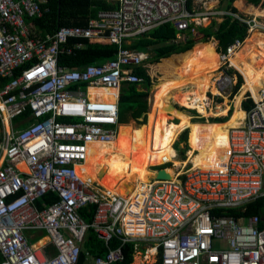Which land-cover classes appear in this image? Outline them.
<instances>
[{
    "label": "built area",
    "instance_id": "obj_1",
    "mask_svg": "<svg viewBox=\"0 0 264 264\" xmlns=\"http://www.w3.org/2000/svg\"><path fill=\"white\" fill-rule=\"evenodd\" d=\"M109 1L119 8L100 12L87 27H59L43 40L29 23L49 13L48 0H0V264H79L91 232L110 248L94 264L122 263L129 244L133 264H264L262 219L217 215L244 211L264 198V90L258 99L244 96L242 108L249 100L254 104L244 110V128L230 131L224 168L165 162L176 171L171 180L154 178L136 195L116 196L101 194L77 170L92 144L118 139L121 91L144 82L136 70L151 55L127 50L129 40L166 24L179 32L178 42H185L183 32L211 19L246 24L247 36L219 56L213 78L218 93H207L209 109L216 97L232 95L238 84L232 60L254 32L264 35V17L203 13L208 0ZM78 41L110 43L116 57L81 70L62 67L63 57L85 48ZM90 89L120 90V98L90 99ZM50 194L59 201L47 204ZM89 205L96 206L90 225L80 215ZM38 234L49 242L41 245Z\"/></svg>",
    "mask_w": 264,
    "mask_h": 264
},
{
    "label": "trees",
    "instance_id": "obj_2",
    "mask_svg": "<svg viewBox=\"0 0 264 264\" xmlns=\"http://www.w3.org/2000/svg\"><path fill=\"white\" fill-rule=\"evenodd\" d=\"M225 3L227 4L225 10H232L235 13L264 15V0H227ZM47 6L50 11L44 18L32 20L29 23L36 29L37 34L43 40L52 37L59 27H87L90 20L98 17L100 12L116 10L119 8V3L109 0H48ZM178 34L179 32L172 25L166 24L150 31L147 35L129 40L127 45H125L127 50L149 53V55H152V58L147 64L136 70V73L144 79L141 85H144L147 91L141 90L140 85L137 84L127 85L122 89L120 101V120L122 123H129L131 119H135L142 126H146L148 123L147 113L150 109L147 101L148 92L155 82H159L160 85L157 86L154 94V104L159 101L161 102L163 99L161 97L162 93L169 92L170 94L172 91L187 86L188 84L192 85L190 87L194 88V90L196 89L203 94L211 91L214 77L202 76L204 64L209 57L218 59L220 54L224 53L227 47L236 39H244L248 34V27L237 19L233 20L231 17H226L222 23L214 21L209 27L193 26L190 30L183 32L182 35L186 38L185 42L177 41ZM214 41L217 43L216 47L211 46ZM256 41L259 42V39L257 38ZM78 43L83 44L85 48L75 51V55L72 57H63L60 63L62 67L81 70L87 66H99L114 60L117 54V47L110 43H89L88 41H78ZM250 47V44H246L244 47L246 56L250 53ZM199 52L203 53L201 63L195 70V76L190 78L184 77L182 81H179L182 78L178 74V71L188 63H191ZM235 66L238 68L237 64ZM231 73L237 74L238 76V89L245 83L244 78L238 70H232ZM245 84H247V80ZM250 86L252 87V94L255 97L257 85ZM161 89L162 91L160 92ZM88 92L90 99L117 102L120 98V91L118 90L90 89ZM243 92L245 91L243 90ZM241 95L243 96L242 93ZM175 104L174 106L179 107ZM253 104V100L244 102L243 110H249ZM238 114L239 112L236 110L235 115L230 117V119L234 120ZM161 115L167 117L166 114H158L157 116ZM184 117L187 124L183 130L179 131L178 137L185 130H193L194 133L190 136V141H188L192 148L191 151L203 150L202 156H205L210 149L217 147L222 132L230 128V124L232 123L228 124V118L215 119L213 123L210 121L194 122L192 115L188 113ZM177 122L175 123L176 126H180V120ZM136 124L133 123V126L136 127ZM127 126H130V124H123L122 127L125 129ZM210 126L217 127L218 132L214 134L213 138L206 140L198 146L201 129L204 130ZM124 133L131 140L132 144V150L130 149L128 151L126 157L114 154L116 148L113 145L104 146L103 152L106 157L102 159L96 153H91L88 161L81 169L83 180L95 188V190V184L86 176L85 170L92 166L93 161L96 159L116 162L117 168L115 171H119L120 169L124 170V166L137 169V165L139 164L143 172L152 171L150 169L152 163H162L168 160L151 154L149 139L152 134V124L141 128L139 132H135L131 127H128ZM187 137V134H185L183 139H187ZM154 172L156 171L154 170ZM126 174L129 175V173ZM57 200L59 201V197L54 194H50L44 198L47 204H54ZM95 211L96 206L89 205L80 210L81 218L85 223L90 225L93 223ZM217 215H231L237 219L259 216L262 219L260 228H264V198L249 204L244 211L230 209L226 212L217 211ZM47 241L48 239H46ZM112 247L116 249L117 243L113 244ZM83 249L90 251L94 256H104L106 253L103 244L98 241V238H96L93 232L89 234L87 243ZM124 255L125 260L120 264L134 263L133 244L125 247ZM83 259L84 252L81 253L80 264H84ZM156 264H161V262Z\"/></svg>",
    "mask_w": 264,
    "mask_h": 264
},
{
    "label": "rangeland",
    "instance_id": "obj_3",
    "mask_svg": "<svg viewBox=\"0 0 264 264\" xmlns=\"http://www.w3.org/2000/svg\"><path fill=\"white\" fill-rule=\"evenodd\" d=\"M222 1L223 0H208L207 1L208 4L206 6H204L202 12L203 13H207L209 11H217L220 8V4H221ZM226 1L227 0H224V2H223V6H222V9L223 10L227 6V4L225 3ZM214 21L215 20L211 19V21H208L204 27L211 26ZM215 22L221 23V22H218L217 20ZM211 46H213V47L217 46L216 41L212 42ZM253 52L254 53H250V54L254 55L255 60L252 59V61H254V65L260 66L262 63H260L259 61L262 60L263 61V70H264V37H263V50H258L257 51V49H256ZM262 55H263V57H262ZM196 56H199V60L201 61V52H199ZM150 58H152V55H151ZM200 61L198 62V64L200 63ZM198 64H197V67H198ZM248 65L249 66H252L250 63ZM194 66H193V68H194ZM216 67H217V64L214 62V58L209 57L207 59L206 63L204 64V67L202 69V72L204 70H206V69L216 70ZM196 69L197 68L193 69L194 72L191 73V75L195 76L194 73H195V70ZM181 74H184V71L181 72ZM184 75L186 76V74H184ZM186 78H190V76H188V77L186 76ZM158 85H159V82H155V83L152 84L151 88L149 89L148 98H147L148 105H149V108L150 109H149V112L147 113L148 114V120H147L148 123L146 124V126H150V124H152V134L151 135L153 136L154 134L157 133V134H159L160 138H162V140H167L168 139V133L161 132V131H157L155 129V118L157 117L158 114H166L167 115V120H168V122L170 124H172V123L175 124L176 121H179L180 120L181 126L178 128L176 126V124H175V126L177 127L176 135H175V138L169 144L170 151L168 152V154H166V155L165 154H162L161 153L162 150L160 149V150L156 151V153L158 154L157 156H160V158L168 159L165 162L173 161V163L177 167L181 166L182 163H185L186 165L188 164L190 166H198L199 161L203 158V156H202V154H203L202 151L203 150H200L199 149V150H196V152L195 151H191L192 148L190 146V142H188V141H190V136L194 133L193 130L188 129V130L184 131L183 133H181L179 135V137H178L179 130H181L184 127H186L187 122H186V120H184L185 119L184 116H187V113L186 112H183V111H181L179 109H177L176 107H174V104L176 103L175 105H178L180 107H183L184 109L186 108V110L187 109L195 110L197 112V115L195 116L196 119L194 120V122H206V121L213 122V120L219 119L220 116H224V114L226 113V105L225 104L219 105L217 108L213 109V116L211 114V116L209 118L201 117L200 114H199L200 111L198 109H195V106L194 105H192L190 103H187V104L186 103H182V100H179L181 98H180V94L178 95L179 90H177V89H176V91L174 90L175 92L172 91L169 94L167 100L162 99L161 102H158L157 104L152 105L153 100H154V94H155V91H156V88H157ZM190 86H192V85L188 84L187 86H184L181 89L180 88H178V89L185 90V93H186L187 91H192V89H194V88H192ZM251 88L252 87L249 86V83H248V84H245L243 90L244 91H247V90H251ZM140 89L143 90V91H147L146 90V87L144 85H140ZM161 91H162V89L160 90V92ZM121 94H122V91H121ZM225 98H227V96H225ZM236 100H237V98H236ZM236 100H234L232 102L233 103V109L234 110L230 112V115L228 117L229 120L227 121L228 124L232 122L230 124V129L232 127H234V124L236 123V119L239 116V114H238L237 117L234 120L233 119H230V117H232L233 115H235V111H236ZM219 102L220 101L217 100V102L214 104V106H216L217 103H219ZM226 102H227V100H226ZM241 102H243V100ZM185 105H188V107L185 106ZM240 105H242V104H240ZM188 114H190V113H188ZM191 115H195V112H191ZM198 117H201V119L198 118ZM134 122L137 123L136 124V127L137 128H135L134 126H132V129L135 132H139V130L141 128L146 127V126H142V124L139 123L135 119H131L129 123H124V124H133ZM227 122H225V123H227ZM217 132H218V129L215 126L208 127L207 129H204V130L201 129V135H200V140H199L200 143H204L206 140L212 138L214 136V134L217 133ZM185 134H187V136H188L187 139H183V137H184ZM126 139H127V137L123 140L124 141V147L121 144H119L118 147H117V144H116V150H115V153L114 154H116V155H122V156H125L126 157L127 154H128V151L130 149L132 150L131 140L130 139H127L126 140ZM221 139H222V136L220 137V140ZM172 142H174L173 143V146L174 147L171 150V144H172ZM149 143H150V146L152 148V152L155 151L153 149V144H151V140H149ZM95 150H96L95 153H98L99 154V157H102L103 156V154H104L103 153V148L102 149L101 148L100 149H95ZM165 162H162V163H160V162L159 163H152L150 165V169L152 171H145V172H143L140 169V165L138 164L137 165V169L130 168L129 166H124V170H121L120 169L118 172H116V171H114L115 168H117L116 162H102V161H100V162H98V163L95 164L96 168L92 170V175L93 176L100 175V178L99 179H96V190H99L102 193H103L104 190H107V188H106L107 186L104 184L107 181L114 182V183H117L119 185H121L122 183H126V181H127V183H130L131 186H133L134 187V190H135L136 189V184L138 182L137 181L138 178H142L143 180H146L145 181V185L147 186L149 184V182L152 179L155 178V176H154L155 175L154 170L155 171H159V170L165 168L166 166H167V168L169 167V169H170V165L171 164L161 165V164H163ZM185 166L184 167H181V171L185 168ZM95 170H96V172H95ZM126 173H129V175H127ZM102 176H104V177L102 178ZM218 248L219 249H222L221 246H218Z\"/></svg>",
    "mask_w": 264,
    "mask_h": 264
},
{
    "label": "bare ground",
    "instance_id": "obj_4",
    "mask_svg": "<svg viewBox=\"0 0 264 264\" xmlns=\"http://www.w3.org/2000/svg\"><path fill=\"white\" fill-rule=\"evenodd\" d=\"M257 15H259V14H257ZM263 17H264V15H263ZM263 37L264 36L259 35L258 32H254L253 36L247 41V44H250V46H251L250 50L255 49V46L258 45V43L256 42V39L257 38L258 39L263 38ZM245 56H246L245 55V49L243 48L236 55V58L234 60H232L233 64L235 65L238 60L243 59ZM201 58H202V54H201ZM199 61H200L199 56H196L191 61V63H188L186 65V68L184 69V71L186 72L188 70V73H193L194 72L193 69L197 68V64ZM214 62L217 64V67H216V70H211L210 72L207 73V75L209 77H214L216 74V71L219 68V58L214 59ZM200 63H201V61H200ZM193 66H194V68H193ZM238 68L243 72V74L246 77V79L248 80L249 84L256 85L257 80L260 77L261 78L263 77V81H264V70H263V75H258L257 73H254L253 70H250V68L248 67V64L246 62H243L242 65H240ZM212 89L214 90L215 94L218 93L215 89V82L214 81L212 84ZM94 90H106V89H94ZM109 90H112V89H109ZM263 90H264V82H263V87H261V88L257 87L256 88V95H255L256 99H258L259 93ZM118 91H120V90H118ZM180 98L181 99H179V100H182V103H186V104L190 103V104L194 105L195 109H198L200 111V114L203 115L204 117L209 118L211 116V114L213 116V110H212V112H210L208 110V105L206 103V100H208L207 94H203L202 92L193 90L190 92L180 94ZM242 100H243V96L241 94H239V96L237 97V100H236V110L239 112V116L236 119V123L234 124V127H232L231 129L228 128L227 130H225L223 132L222 139L217 144V148L209 150L205 154V156L199 161L198 166L202 167L204 170H208L211 168H224L226 166L228 156L230 153V131L233 129L244 128L245 122H246V112L243 109H240V104H241ZM185 106L188 107V105H185ZM229 110H230V107L228 106V109H227L226 113L224 114V116L227 115ZM122 126H123V124H122ZM122 126L120 128V133H119L118 139L115 142L110 143V144H96V143L92 144L90 146V151H89V156L87 158V161H88L91 153L94 152L96 148H102L104 146H109V145L114 146L116 144H120V141L122 140V138L125 135L124 132H126V129H123ZM155 129L157 131L168 133V139L167 140H162V138H160L159 134H157V133L154 134L151 138V144H153V149L155 151H158L161 149L162 150L161 153L166 155L170 151L169 144L175 138L177 127L174 126V124H170L168 122L166 116H159V117L155 118ZM86 162H85V164H86ZM85 164H83L80 168L77 169L79 172V176L81 177L82 180H83V178L81 176L82 175L81 169L83 168V166ZM198 166H196V167H198ZM95 172H96V170H95ZM167 173H169L170 176H172V177H174L176 175V171L173 168L168 169ZM156 177H157V171L155 172V178ZM83 181L87 184V182L85 180H83ZM137 181L138 182L136 184L135 190H134V187L131 186V184L127 183V181H126V183H125L126 186H125V184L124 185L122 184L121 187L118 189V194L122 193V188H124L125 190H129V192L131 193L130 195H133V194L136 195L139 191L142 192L143 190H145L147 187L145 185L146 180H143L142 178H138ZM151 254L154 255L155 252L151 251Z\"/></svg>",
    "mask_w": 264,
    "mask_h": 264
},
{
    "label": "crops",
    "instance_id": "obj_5",
    "mask_svg": "<svg viewBox=\"0 0 264 264\" xmlns=\"http://www.w3.org/2000/svg\"><path fill=\"white\" fill-rule=\"evenodd\" d=\"M223 2H224V0L221 2V4H220V8L218 9V10H223L222 9V6H223ZM225 10V9H224ZM260 16H262V15H260ZM263 17V16H262ZM38 35V34H37ZM259 35H262V36H264L263 34H259ZM39 36V35H38ZM257 42V41H256ZM258 43V45L257 46H255V49H251L250 50V53H254L253 51L254 50H256L257 49V51L258 50H263V38H259V42H257ZM216 47V46H215ZM203 52H201V54H202ZM249 53V55H247V56H245L243 59H241V60H238L237 61V65H238V67L240 66V65H242V63L243 62H246V63H250L252 66H249L248 65V67L250 68V70H253L254 71V73H257L258 75H263V61L262 60H260L259 62L260 63H262L260 66H256V65H254V61H252V59H254L255 60V58H254V55H252V54H250ZM263 54V53H262ZM262 57H263V55H262ZM186 68V66H184V67H182L179 71H178V73H179V75L181 76V80H179V81H182L183 79H184V74H186V76L188 77V76H190V77H192L193 75H191V73H188V70L185 72L184 71V69ZM211 70H213V69H206V70H204L203 71V77H205V76H208L207 75V73L208 72H210ZM234 70H238L241 74H242V76H243V78H244V81H245V83H246V80H245V78L246 77H244V74H243V72L239 69V68H237V67H234L233 68V71ZM184 71V74H181V72H183ZM217 72V71H216ZM217 74V73H216ZM215 74V75H216ZM236 76H237V74H235ZM185 76V77H186ZM237 80H238V76H237ZM175 82H178V81H175ZM245 83L244 84H242L238 89H237V87H238V85H239V80H238V84H237V86L235 87V89L233 90V92L231 93L232 95H229L230 97H227V98H222V97H220V98H215L216 99V101L218 100V101H220L219 103H217V105L216 106H214V104L215 103H213L212 102V106L211 107H209V111L210 112H212V110L213 109H215V108H217V106L218 105H223V104H225L226 105V111H227V109H228V106L230 107V112L231 111H233L234 109H233V100H232V97L235 95V93H236V95H235V100H236V98H237V96L239 95V94H243V99L245 98L244 96L247 94H252V91L251 90H247V91H245V92H243V88H244V86H245ZM247 84H248V80H247ZM160 85V84H159ZM250 85H252V84H249V86ZM256 85H257V87H259V88H261V87H263V77L261 78H259L258 80H257V83H256ZM256 87V88H257ZM181 89V88H180ZM180 89H177V90H179V93H178V95L179 94H183V93H185V90H180ZM194 89H192V91H193ZM196 90V89H195ZM212 88H211V91H209L208 92V94H210L211 96H214V93L212 92ZM176 91V90H175ZM174 91V92H175ZM196 91H198V90H196ZM187 92H190V91H187ZM200 92V91H199ZM168 96H169V92H167V93H162L161 94V97H163V99L164 100H167V98H168ZM225 100V101H224ZM226 100H227V102H226ZM154 101H155V96H154V100H153V103H152V105H155L154 104ZM152 102V101H151ZM160 102V101H159ZM158 103V102H157ZM156 103V104H157ZM232 103V104H231ZM242 103V102H241ZM228 104V105H227ZM174 107H176L177 109H180V110H182V111H185V112H187V113H190V115H191V112H194L195 110H190V109H187L186 110V108L184 109L183 107H177V106H174ZM184 110H183V109ZM240 109H243L242 108V105H240ZM228 111V113H227V115H225V116H220V118H228L229 117V115H230V112ZM196 112V111H195ZM197 114H195V115H192V118H193V121L196 119V116ZM161 116H163V115H161ZM194 116V117H193ZM157 117H159V116H157ZM176 119V118H175ZM154 122V121H153ZM179 122V121H178ZM177 122V123H178ZM134 123H136V122H134ZM132 126H133V124H130V126H127V127H125V129L126 128H128V127H131L132 128ZM180 126H181V124H180ZM180 126H177L178 128L180 127ZM135 127V126H134ZM210 127H212V126H210ZM135 128H137V127H135ZM185 128V127H184ZM183 128V129H184ZM183 129H181V130H183ZM181 130H179V131H181ZM186 131V130H185ZM224 132V131H223ZM223 132H222V134H223ZM222 134H221V136H222ZM127 137V135L125 134L124 135V137L122 138V140L120 141V144L124 147V139ZM151 137H152V135H151ZM150 137V138H151ZM213 138V137H212ZM128 139V138H127ZM126 139V140H127ZM149 140H151V139H149ZM200 140V139H199ZM176 141V140H175ZM219 141H220V139H219ZM218 141V142H219ZM173 143L174 142H172V144H171V150L173 149ZM150 144V143H149ZM201 144H203V143H200V141H199V143H198V146L199 145H201ZM218 144V143H217ZM118 145L119 144H117V147H118ZM114 147L116 148V145H114ZM151 147V146H150ZM103 148V147H102ZM101 148V149H102ZM217 147H214V148H212V149H216ZM96 149H100V148H96ZM211 150V149H210ZM96 152V150L94 151V152H92V153H95ZM104 153V152H103ZM151 154L152 155H154V156H157L158 154L156 153V151H153L152 152V148H151ZM96 155H98L99 156V154L98 153H96ZM194 155V154H193ZM106 157V155L105 154H103V156L101 157L102 159H104ZM157 157H160V156H157ZM204 157V156H203ZM100 161H102V162H112V161H105V160H99V159H96V160H94L93 161V165L92 166H90V167H88L86 170H85V174H86V176L88 177V178H90L93 182H94V184H95V187H96V179H99L100 178V175H98V176H93L92 175V170L93 169H95L96 168V166H95V164L96 163H98V162H100ZM115 170H116V168H115ZM114 170V171H115ZM116 172H118V171H116ZM92 175V176H91ZM155 176V175H154ZM104 176H102V178H103ZM108 182V183H107ZM107 182H105L104 184L107 186L106 188H107V190H104L103 191V193L102 192H100L99 190H98V192H100L101 194H104V195H106V196H116L117 194H118V189L121 187V185L122 184H125V183H122L121 185H119V184H117V183H114V182H110V181H107ZM110 186V187H109ZM125 186H126V184H125ZM57 202V201H56ZM39 206H41V203H39ZM37 235V234H36ZM35 235V236H36ZM39 236H38V238H37V240L36 241H38L39 239H41V238H44V240L42 241V243H41V245H44L45 243H46V239L47 238H45V234L44 235H41V234H38ZM96 238H98V237H96ZM88 240V239H87ZM87 240H86V242L84 243V245L82 246V252H84V264H94L93 262H94V260L96 259V258H98L99 256H94L90 251H88V250H84L83 248H85V244L87 243ZM98 241L99 242H101L102 244H103V246H104V248L106 249V253H108V250L110 249V248H108L106 245H105V243L104 242H102L99 238H98ZM49 242V241H48ZM113 248V247H112ZM108 249V250H107ZM114 249V248H113ZM87 253H89V255L87 256ZM105 253V254H106ZM87 258H89V260H87ZM80 262H81V259H80ZM80 264V263H79Z\"/></svg>",
    "mask_w": 264,
    "mask_h": 264
},
{
    "label": "water",
    "instance_id": "obj_6",
    "mask_svg": "<svg viewBox=\"0 0 264 264\" xmlns=\"http://www.w3.org/2000/svg\"><path fill=\"white\" fill-rule=\"evenodd\" d=\"M182 147V146H181ZM158 180H171L172 176H170L169 173H167V171L165 169H161L158 171L157 173V177ZM122 194L124 195H130L129 190H125L124 188H122Z\"/></svg>",
    "mask_w": 264,
    "mask_h": 264
},
{
    "label": "clouds",
    "instance_id": "obj_7",
    "mask_svg": "<svg viewBox=\"0 0 264 264\" xmlns=\"http://www.w3.org/2000/svg\"><path fill=\"white\" fill-rule=\"evenodd\" d=\"M122 124H124V123H122Z\"/></svg>",
    "mask_w": 264,
    "mask_h": 264
}]
</instances>
